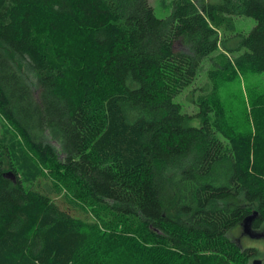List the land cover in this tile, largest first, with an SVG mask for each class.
I'll return each mask as SVG.
<instances>
[{"label":"trees","instance_id":"1","mask_svg":"<svg viewBox=\"0 0 264 264\" xmlns=\"http://www.w3.org/2000/svg\"><path fill=\"white\" fill-rule=\"evenodd\" d=\"M240 73L264 74V0H172L166 18L150 0H0V117L39 179L0 156V264H254L230 232L264 225V93L234 114L219 99Z\"/></svg>","mask_w":264,"mask_h":264},{"label":"rangeland","instance_id":"2","mask_svg":"<svg viewBox=\"0 0 264 264\" xmlns=\"http://www.w3.org/2000/svg\"><path fill=\"white\" fill-rule=\"evenodd\" d=\"M150 3L159 18H166L172 12V0H150ZM236 24L238 30L249 33L253 30L257 23L254 18H238L236 19ZM225 62V58H221L219 53L214 54L213 59L204 60L200 67L198 78L194 84L195 89H190V92L191 90L195 91L196 94H194V96H197V94L199 95L203 92V90L208 91L211 89L213 83L210 79V71L220 69L221 65ZM228 76L229 75H227V77ZM249 89L264 93L263 73H240L238 78L234 80L228 79L226 82L221 84L219 99L223 102L224 107L227 110V114H234V108L241 110V107L239 106L241 104L238 101V103L236 102V98H248V94L250 93ZM190 96L191 93H189L188 90L178 99V101H181L184 104L187 111L195 113L197 112V107H194V105H192L189 101ZM247 105L249 106V104ZM196 124L199 125L201 122H197ZM17 139L18 138L13 136L7 124L0 117V156L2 155L3 159L6 161V169H8V173L11 172L8 168L9 164H13L17 166L18 173L21 174V177L26 180L28 185H37L39 183V179L37 177L38 171L34 165V159L24 152V147L19 144V139ZM50 142L58 151H60L61 148L57 142ZM81 215L84 218V214ZM258 233L263 234V237L250 238L247 234H244L243 227L239 226L230 232V237L246 246L258 247L261 251V257L258 260H260L261 264H263L264 225L259 229Z\"/></svg>","mask_w":264,"mask_h":264},{"label":"water","instance_id":"3","mask_svg":"<svg viewBox=\"0 0 264 264\" xmlns=\"http://www.w3.org/2000/svg\"><path fill=\"white\" fill-rule=\"evenodd\" d=\"M5 176L15 180V176L11 172L10 173H6ZM256 217H257V213H254L253 215H250L249 217H247L244 220V222L242 224V226L244 228V234H247L251 238H262L263 234H260V233L256 232L252 228L253 222L256 219ZM254 264H261V261L260 260H256V261H254Z\"/></svg>","mask_w":264,"mask_h":264}]
</instances>
